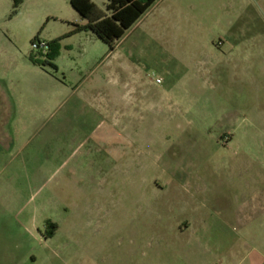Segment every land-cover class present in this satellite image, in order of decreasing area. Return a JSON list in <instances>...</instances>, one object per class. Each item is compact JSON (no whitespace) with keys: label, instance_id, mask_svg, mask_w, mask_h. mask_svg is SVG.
Listing matches in <instances>:
<instances>
[{"label":"rangeland","instance_id":"1","mask_svg":"<svg viewBox=\"0 0 264 264\" xmlns=\"http://www.w3.org/2000/svg\"><path fill=\"white\" fill-rule=\"evenodd\" d=\"M86 23L0 0L37 112L0 145V264H264V0H156L114 51Z\"/></svg>","mask_w":264,"mask_h":264},{"label":"trees","instance_id":"2","mask_svg":"<svg viewBox=\"0 0 264 264\" xmlns=\"http://www.w3.org/2000/svg\"><path fill=\"white\" fill-rule=\"evenodd\" d=\"M22 1L13 0V3L17 7ZM155 3L156 0H107L105 10H101L92 0H70L71 7L87 20L84 29L108 45L110 51L115 50L116 43L127 35Z\"/></svg>","mask_w":264,"mask_h":264},{"label":"crops","instance_id":"3","mask_svg":"<svg viewBox=\"0 0 264 264\" xmlns=\"http://www.w3.org/2000/svg\"><path fill=\"white\" fill-rule=\"evenodd\" d=\"M26 73L5 70L0 75V145L7 149L11 148L14 138L24 137L37 120L35 103L32 102L34 108L30 109L24 98L27 88L34 85Z\"/></svg>","mask_w":264,"mask_h":264}]
</instances>
